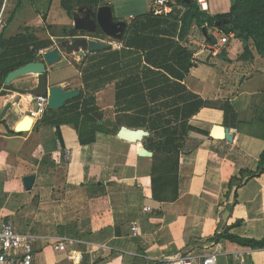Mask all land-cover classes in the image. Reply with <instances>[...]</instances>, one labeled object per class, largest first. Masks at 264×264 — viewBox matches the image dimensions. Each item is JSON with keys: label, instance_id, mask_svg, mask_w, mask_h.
<instances>
[{"label": "crops", "instance_id": "obj_1", "mask_svg": "<svg viewBox=\"0 0 264 264\" xmlns=\"http://www.w3.org/2000/svg\"><path fill=\"white\" fill-rule=\"evenodd\" d=\"M64 1L0 0V37L8 40L33 32L38 43H43L39 56L81 35L79 31L72 35L74 14L85 15L92 6L112 9L106 2L112 0H100L98 5L76 4L70 11ZM112 17L123 22L113 9ZM28 27L33 29L28 31ZM85 35L111 44L109 50L123 47L120 39L107 41L110 37L103 32ZM45 42H51L50 46ZM239 44L242 42L235 37L230 40L225 63L220 52L211 50V44H197L194 66L183 84L213 105L203 107L189 123L209 134L214 125L229 127L234 139L229 142L211 134L194 139L192 149L180 154L178 197L165 201L153 197V157L138 154L145 140L131 143L119 138L113 133L114 119L110 126L100 121L109 133L97 132L95 142L84 145L73 123L61 124L59 136L55 126L27 118L34 106L33 90L44 92L39 87L41 78L46 93L51 86L70 84L69 80L73 83L80 78L83 84L80 65L67 68L78 70V78L61 75L69 59L63 48L62 60L48 65L44 77L28 74L11 84L4 79L0 87V217L11 220L18 232L34 236L33 264H173L183 256L207 253L217 254L219 264H264V249L216 238L238 220L242 223L229 229V234L264 237V173L245 178L240 174L241 170L258 169L264 140L241 132L231 120L229 126L225 124L222 109L230 102L238 121L250 123L264 105V66L256 68L253 59L241 61V68L256 69L243 77V69H237L231 54L238 51ZM16 47L0 49V69L24 58L26 54L13 59L11 53L24 49L23 44ZM71 88L82 89L80 85ZM109 107L116 115L115 100ZM31 175L36 176L35 182L26 189L24 179ZM232 178L236 179L231 182ZM59 239L64 240L65 250L55 249ZM194 264H201V259Z\"/></svg>", "mask_w": 264, "mask_h": 264}, {"label": "trees", "instance_id": "obj_2", "mask_svg": "<svg viewBox=\"0 0 264 264\" xmlns=\"http://www.w3.org/2000/svg\"><path fill=\"white\" fill-rule=\"evenodd\" d=\"M18 1L20 3L21 0ZM231 1L229 12L215 16L202 9L197 0H191L190 3L174 0L173 11L168 14L156 15L151 10L149 14L134 19L120 38L123 42L121 50H108L103 53L100 51L88 54L84 58L79 68L87 86L89 81L96 80L94 91L81 89L80 96L69 101L62 110L48 109L41 118V122L44 125L55 126L59 136L61 124L73 123L82 144L95 142L97 132L109 133L110 131L107 126L100 123L103 120V113L99 111L95 94L107 82L117 81L115 127L126 125L132 129H145L150 132V135L144 139L145 146L154 152L153 162L160 161L163 164L162 168L158 164L152 168L153 197L159 201L177 198L180 154L184 151L187 140L190 138L202 140L210 136L208 131L190 125L189 121L203 107L213 105L183 84L185 75L194 66V52L180 43L188 27L195 22L206 34V24L217 25L223 33L234 34L236 39L243 42L244 52L241 58L248 59L245 54L247 52L251 53L249 59L253 58L254 54L252 50H249L251 48L248 44L251 39L258 53L264 57V0ZM86 2L98 5L100 0H65L63 6L71 11L76 4ZM182 9L184 13L181 18H178L177 11ZM172 14L175 17H172ZM171 17L174 18L173 21L170 20ZM224 20L227 22L224 23ZM219 21L221 25H218ZM170 24L175 30L180 28L179 43L169 38L170 33H174L168 28ZM26 29L29 31L33 28ZM76 31V29L72 30V35H75ZM207 40L209 44L216 42L212 36H209ZM21 44L24 49L11 55L13 59L26 55L16 65L0 69V87L9 72L34 61L43 45L38 43L33 32L8 40L0 37V49L8 51ZM224 59L229 60L227 55H224ZM43 86V93L46 94V82ZM6 87L16 90L12 85ZM33 91L36 95L41 93L38 89ZM222 109L225 114V124L229 126V120H231L241 132L264 140L262 109L259 111V116L250 123L238 121L230 102H225ZM119 130V128L117 131L114 129L113 133L117 135ZM157 171H160V176L156 174ZM263 173L264 150L260 154L259 167L255 172L240 171L242 178L255 177ZM233 179L236 178H232L231 182L234 181ZM242 181L239 183L242 184ZM241 223L238 220L228 230ZM228 230L217 235L216 238L224 237L246 248L264 249V237L246 238L229 234Z\"/></svg>", "mask_w": 264, "mask_h": 264}, {"label": "water", "instance_id": "obj_3", "mask_svg": "<svg viewBox=\"0 0 264 264\" xmlns=\"http://www.w3.org/2000/svg\"><path fill=\"white\" fill-rule=\"evenodd\" d=\"M187 3H190L191 0H183ZM227 20H224L226 23ZM218 25H221V22H218ZM74 28L81 32V35L74 38L71 42L62 41L59 44V48L50 49L46 52H43L41 55L37 56L36 59L32 62H29L18 69H15L8 73L5 83L11 84L18 77L28 75V74H37L45 75L48 71V65L56 64L60 62L63 58L62 50L63 48L67 55L77 53L80 57H84L89 53H96L103 50H109L112 45L100 40H95L89 38L88 34H98L102 31L105 35L113 39H120L123 37L127 29L126 22H115L112 17V9L110 7H89L85 15L79 13L74 14ZM84 32V33H82ZM44 79L40 80V88H43ZM39 88V89H40ZM42 90V89H41ZM81 94L79 88L67 89L63 86L54 85L48 89V108L53 110H58L63 108L69 101L76 99ZM9 105H7L6 110ZM29 118H31L29 116ZM211 136L218 139H225L229 142H233L234 136L230 132L229 127L223 125H214L210 131ZM150 135V132L145 129H132L127 126H122L118 131L117 136L123 140H127L131 143L143 142V140ZM139 156L143 157H153L154 153L150 151L145 146H141L138 149ZM36 176L31 175L25 177V187L26 189H31Z\"/></svg>", "mask_w": 264, "mask_h": 264}, {"label": "rangeland", "instance_id": "obj_4", "mask_svg": "<svg viewBox=\"0 0 264 264\" xmlns=\"http://www.w3.org/2000/svg\"><path fill=\"white\" fill-rule=\"evenodd\" d=\"M197 1L200 4V0H197ZM106 2H107V4L109 3L110 6L112 7L113 14L116 16L117 19H120L123 22H127V27H130L129 22H131L133 20V18H139V17H142L144 15L149 14L151 12V10H152V4H153L152 0H112L111 2H109V1H106ZM208 2H209V6H210L208 12H209L210 15H213V16H215L217 14H224V13L229 12L230 9H231V4H232L231 0H208ZM200 6H201V4H200ZM201 8H202V6H201ZM182 13H184L183 9L181 11H177L176 16H178V18H181ZM172 17H175V16L172 14ZM172 17L170 18V20L173 21L174 18H172ZM171 25L172 24L168 25V28H170V30H172L174 33H170V37L169 38H170V40H173L176 43H179V39L178 38H179V34H180L179 33V29L180 28L175 30V29L171 28ZM205 28H207V33L206 34L203 32V28H201L200 26H198L194 22L191 26L188 27L186 35L184 34V36H183L184 38H183V40L180 41V43L183 44V45H186L193 52H195L198 49V47L200 46V45L198 46L197 44H200V43L201 44H206L208 42L207 38L209 36L210 37L212 36L214 38V36H215L214 32H216L218 30H222L217 25H208V24H206ZM229 35H231V34H229ZM67 40L69 42L72 41L71 38H69ZM110 40H112V39L111 38L107 39V41H110ZM114 41L119 42L118 40H114ZM248 44H249V47L251 48L249 50H252V52H254L253 58H250V59H253L252 64L256 68L263 67L264 66V57H262L258 53V51L256 49V46H255V43L251 39V40H249ZM226 51L228 52V54L230 53V51L226 50L224 47H220V55H219V57H220V59L223 62L225 61L224 55H226V53H227ZM243 52H244L243 44H241V45L239 44L238 45V51L237 52L234 51L233 53H231L233 58H234V61L237 62V64H236L237 69H243V68H241V67H243L241 61H248V62L251 61L249 59V57H251V55L249 56V54H251V53H249V52L245 53L246 57L248 59L245 60L243 58H240V56L243 54ZM68 58H69L68 61L65 63L66 64L65 69L63 70L64 74H61V75L62 76L64 75V77L68 78V79H70V78H73V79L78 78V74H80V72L78 70H76V69H67V68H69L70 66H76V65H78V66L80 65L81 66L82 63H83L84 57H80V56H78L76 54H74V55L70 54ZM76 62H78V63H76ZM250 66H252V65H250ZM245 68H246V66H245ZM244 69H243V72H244L243 77L246 76V75H249L251 73H254L255 70H256L253 66H252V69H250L248 67L245 69V71H244ZM81 81L82 80L80 78H78L77 80L75 79V81L73 83L70 82V80H69L68 82L70 84H66V86H63V87L71 88V86L80 85V88H82V90H89L90 89L91 92H92V90L94 91V89L96 88L95 82H94L96 80L89 81L88 82L89 86H87V82L85 80L83 81V84L80 83ZM116 83H117V81H109V82H107V84L101 86V89L98 90L99 94H97V93L95 94L96 95V99H98L96 103L98 104L97 106L99 108V111H100V113H103L102 122L107 123L108 126L112 125V123H110L112 121V119H114V122H115V120L117 118V116L114 115V108L113 107L112 108L109 107L112 104H114ZM103 107H105L104 110L101 109ZM261 109L263 110V115H264V105L261 107ZM115 110H116V108H115ZM122 126L121 125H117L116 127H114L115 131H117L118 128L120 129ZM196 141L197 140L188 139L187 143H186V146L184 148V152L185 151H189L190 149H192V147L196 144ZM156 164H158V166H160L161 168L163 166V164L160 161H158L156 163L153 162L152 166L155 167ZM64 170H65L64 167L60 169V171H59L60 175L64 173ZM156 174L158 176H160L161 173H160V171H157ZM151 178H152V174H151Z\"/></svg>", "mask_w": 264, "mask_h": 264}, {"label": "built area", "instance_id": "obj_5", "mask_svg": "<svg viewBox=\"0 0 264 264\" xmlns=\"http://www.w3.org/2000/svg\"><path fill=\"white\" fill-rule=\"evenodd\" d=\"M152 12L156 15L168 14L173 11L174 0H152ZM202 9L208 10L206 0H200ZM3 25L0 20V27ZM224 34V35H223ZM215 43L211 44V50L220 52V47L226 48L234 35H226L222 30L214 32ZM223 35V36H222ZM228 36V37H227ZM48 93L37 94L33 97L34 106L29 110V116L35 121L40 120L48 108ZM69 156L65 153V159ZM145 211H151L150 207H145ZM138 227L134 224L132 231L137 233ZM57 250H65L66 245L63 239L58 240L55 245ZM197 258L201 259V264H219L217 254L207 253L202 256H183L174 261L173 264H194ZM35 259L34 236L18 232L11 220L0 217V264H33Z\"/></svg>", "mask_w": 264, "mask_h": 264}, {"label": "bare ground", "instance_id": "obj_6", "mask_svg": "<svg viewBox=\"0 0 264 264\" xmlns=\"http://www.w3.org/2000/svg\"><path fill=\"white\" fill-rule=\"evenodd\" d=\"M202 1H204V0H202ZM35 75H37V74H35ZM29 120H31V119H33V118H29V117H27ZM139 143H141V142H139Z\"/></svg>", "mask_w": 264, "mask_h": 264}]
</instances>
